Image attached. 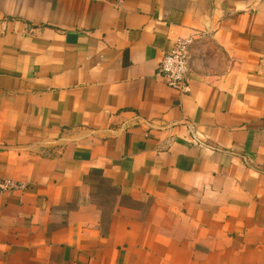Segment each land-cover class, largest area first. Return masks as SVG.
I'll return each mask as SVG.
<instances>
[{"label":"crops","instance_id":"obj_1","mask_svg":"<svg viewBox=\"0 0 264 264\" xmlns=\"http://www.w3.org/2000/svg\"><path fill=\"white\" fill-rule=\"evenodd\" d=\"M0 180V264H264V0H0Z\"/></svg>","mask_w":264,"mask_h":264},{"label":"built area","instance_id":"obj_2","mask_svg":"<svg viewBox=\"0 0 264 264\" xmlns=\"http://www.w3.org/2000/svg\"><path fill=\"white\" fill-rule=\"evenodd\" d=\"M117 3L123 0H115ZM202 37V34L199 36ZM197 37H185L176 40L173 49L163 57L159 73L163 75L166 83L174 88L184 90L190 72V48ZM25 184L12 180H0V193L16 188H24Z\"/></svg>","mask_w":264,"mask_h":264}]
</instances>
